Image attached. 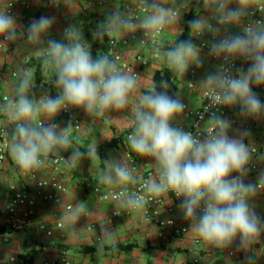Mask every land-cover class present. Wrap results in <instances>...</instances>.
I'll use <instances>...</instances> for the list:
<instances>
[{
    "label": "clouds",
    "instance_id": "obj_1",
    "mask_svg": "<svg viewBox=\"0 0 264 264\" xmlns=\"http://www.w3.org/2000/svg\"><path fill=\"white\" fill-rule=\"evenodd\" d=\"M34 3L63 5L74 15L80 6V0ZM10 5H0V45H15L16 55L26 51L24 65L34 57L40 71L51 76L47 84L56 90L55 97L45 92L37 98L32 91L36 67L24 66L17 73L11 98L0 99L3 134L17 170L34 175L58 159L68 167H78L83 160L101 162L96 168L98 183L118 190L115 215L144 210L146 195L158 202L172 193L182 198L180 210L190 224L186 232L218 252L235 245L236 251L245 253L246 264H254L248 253L261 243L264 219L253 202L264 193V172L256 183H245V179L254 158L264 162V153L257 154L246 143L249 129L234 130L232 121L218 113L221 108L238 106L240 118L264 119V102L253 91L264 87V0H128L124 7L109 9L91 31L92 39L101 43L105 38L123 41L131 36L135 40L136 33H142L135 46L152 42L156 59L181 77L190 67L204 64L202 49L192 38L210 35L208 55L221 63L197 84L205 90L208 119L206 130L197 126L195 132L180 126L187 106L179 93L168 94L167 81L161 80L160 90L154 81L145 85L140 75L122 70L109 50L93 57L91 44L75 24L64 29L62 40L52 38L54 16L35 18L25 29L8 11ZM194 5L196 17L187 21L190 38L178 40L184 14ZM257 13L261 19H256ZM233 27L239 31H230ZM166 32L175 33L176 39L169 42ZM237 60L247 62V68H237ZM72 109L96 118L130 109L132 132L127 143L138 157L151 163L152 179L137 187L134 162L130 165L124 156L102 161L98 143L83 151L75 146L78 141L71 132L77 126L71 121L63 127L54 122L59 113ZM233 131L236 134L230 135ZM84 205L76 204L61 218V229L75 233L74 225L89 214ZM100 231L104 242H115V232L107 225L101 223Z\"/></svg>",
    "mask_w": 264,
    "mask_h": 264
},
{
    "label": "crops",
    "instance_id": "obj_2",
    "mask_svg": "<svg viewBox=\"0 0 264 264\" xmlns=\"http://www.w3.org/2000/svg\"><path fill=\"white\" fill-rule=\"evenodd\" d=\"M30 6L27 12L18 10L15 14L18 24L27 28L31 20L39 18L40 16H54L55 24L51 30V36L54 39L62 40L64 29L69 25H77L82 28L86 39H92L91 31L96 27L97 23L104 19L105 13L111 8H120L125 0H80V6L77 13L74 15L63 5L56 8L51 5H40L34 3V0H26ZM6 0H0V5H5ZM196 14L195 5L188 12ZM41 12L39 17L31 16L32 13ZM187 12V13H188ZM28 13L30 16H26ZM186 13V14H187ZM185 14V15H186ZM203 14V13H202ZM184 15V16H185ZM185 20L181 22L180 27H184ZM230 31L237 32L238 28H230ZM169 42L176 39L175 33H164ZM206 34L204 37H207ZM190 38V37H189ZM196 44V38H192ZM93 40V39H92ZM66 43V41H65ZM15 45H0V89H5L8 94L14 90L18 79L17 73L24 66L37 67L38 62L32 57V61L28 65H24L23 57L27 54L22 51L15 54ZM97 50L105 52L104 48L98 47ZM138 51V47L131 45L130 48L124 51V58L131 60L132 56ZM209 49H202L201 56L204 60L202 68L190 67L187 73L181 77L178 75L175 80L177 87L176 95L179 93L180 99L186 104L189 111L195 112L202 104V95L204 89L198 87L205 74L214 72L217 68V62L208 55ZM141 52L145 58L149 60V65L140 73V79L148 85L152 82V74L166 63L154 59L152 57V47L148 46L142 49ZM241 63L242 60H237ZM15 73L13 77L11 74ZM193 72L194 78L191 79L190 73ZM45 75V74H44ZM190 82L192 87H189ZM11 87V88H10ZM146 90V89H141ZM255 91L262 102H264V87H254ZM81 120V137L73 139L78 141V147L87 148L88 146L104 141L110 140L114 135L119 134L124 129L130 127L131 111L125 110L123 113L106 114L103 118L85 117L83 110L72 109ZM229 116L236 119L232 123V128L249 129L250 137L246 142H257L264 139V119L245 120L240 118L237 113L239 107L227 108ZM60 116V113L57 117ZM192 124V116H184L181 120L180 126L185 130L189 129ZM203 128L207 127V121L202 124ZM75 134V132H71ZM235 131L230 132V135H235ZM87 143V146H85ZM75 145V146H76ZM264 153V149L261 151ZM70 155V154H69ZM128 152L125 146H119L116 150L107 153L108 159H119L122 156L128 161ZM136 161V160H135ZM262 164L264 162L260 161ZM138 164V172L134 174L140 179L142 173L146 170H152L151 163L139 157L136 161ZM99 167L98 162L90 164V161L83 160L81 164L74 169L73 167L66 168L62 176V181L66 186V192L62 195V204L52 205L39 203L36 207L35 216L30 225L22 232L15 233L0 224V253L4 259L1 264H24L20 256L26 255L32 249H39V253L35 257L33 264H44L45 261L54 259L59 250H65L74 264H194L193 259L199 258L205 264H235L237 257L245 261V253L243 251H236V246L226 249L223 252L210 249L206 247L203 242L195 244V237L192 233H186L182 236L162 240L158 237V228L153 222L146 221L143 217L142 210L131 213L128 216L120 214V216L112 219L109 223L108 219L114 209V204L111 202L100 203L96 201L93 193V188L101 186L108 188L98 183V174L96 168ZM257 177L251 174L245 179V183H256ZM9 183H18L21 185H28L29 182L21 179L17 171H14L10 165H5L0 170V202L3 200V192L6 185ZM163 207L160 215L165 217L166 208L172 209V215L177 220L178 225L186 226L190 230V224L183 218L180 210L181 199L173 197L168 194L162 197ZM83 203L88 209V215L82 216L80 220L74 225L75 233L66 231L65 229L55 230L51 237H46L38 230L40 223L53 225L55 221L61 220L65 215H68L76 204ZM255 210L264 219V193H260L254 200ZM70 204L71 211H65L64 205ZM124 211V210H123ZM122 211V212H123ZM98 223L107 225L110 230L115 232V242H104L101 235L87 230L90 223ZM97 237H100V242H97ZM4 239H6L4 241ZM238 243V241H237ZM120 244H134L135 247L129 254L111 255L109 251L104 250L106 246H116ZM82 247H91L89 254L84 255L80 249ZM103 248L102 251L97 252V249ZM229 251L235 252L230 256ZM253 256L254 264H264V235L261 236V243L255 246L254 252L248 253ZM10 257L15 260L8 261ZM246 262V261H245Z\"/></svg>",
    "mask_w": 264,
    "mask_h": 264
},
{
    "label": "built area",
    "instance_id": "obj_3",
    "mask_svg": "<svg viewBox=\"0 0 264 264\" xmlns=\"http://www.w3.org/2000/svg\"><path fill=\"white\" fill-rule=\"evenodd\" d=\"M119 1V0H114ZM11 2V5L8 11L15 16L18 10L27 12L30 8L28 2L26 0H6L5 5ZM128 0H125L122 3L121 7L126 6ZM186 14V13H185ZM184 14V15H185ZM259 13L256 15V19H261ZM142 38V33H136V39L134 40L131 36L125 37L122 41L120 38H114L112 40L107 41L106 50L110 51V56L113 59H116L122 68V70L127 72H135L140 75L141 71L149 65V60L145 58L144 54L141 52L142 49H145L148 46L152 47V57L156 59V54L153 51V44L149 42L144 46L136 45L138 47V51L132 56L131 60L124 58L123 53L125 50L131 47V45H135L136 42ZM212 38L210 35L207 37H202L197 39L196 44L201 47V49H207V41H210ZM213 58V57H212ZM217 66L221 63V61L216 60ZM236 67L247 68L248 63L245 61L235 62ZM13 77L16 74L13 72L11 74ZM191 79L194 78L193 72L190 73ZM189 87H192V83L190 82ZM205 92V91H204ZM12 95L7 94L3 95L0 99L4 97L11 98ZM208 101L204 97V93L202 95V104L195 111H189L187 108L185 110L186 116H192V124L188 131L195 132L196 127H200V131L206 130V128L202 127V124L207 121L208 113L204 112V106L207 105ZM67 114V122L65 124H59L61 127L65 126L69 121L73 123L74 127L72 129L73 132H79L81 129V120L79 116L72 112L62 111L61 114ZM218 114H222L225 118L232 121V123L236 122L234 117H230L227 111V108H221ZM249 120V119H247ZM58 124V123H57ZM4 122L3 118L0 117V170L5 165H10L14 171H17L21 176V179H24L29 182L28 185H21L18 183H9L4 188L3 192V200L0 202V224L9 229L12 232L20 233L24 231L32 222L36 207L39 203L44 204H52V205H60L62 204V195L66 192V186L62 181L63 173L65 172L67 165L65 164L63 159H58L53 161L48 167L41 169L38 173L33 174H21L15 165L14 160L12 159L8 147L7 141L4 136ZM248 143V142H246ZM253 150L260 154L264 149V139H261L257 142H252ZM128 162L130 165H133L136 168V172H138V164L136 161L128 154ZM66 158V157H65ZM262 172H264V164H262L259 160L254 158L253 164L251 165V174L253 177H258ZM152 170H146L142 173L139 183L137 187H140L146 184L153 177ZM135 190V189H134ZM93 193L96 197V201L100 203L111 202L114 203V199L118 194V190L103 188L101 186H96L93 188ZM144 194V193H141ZM174 197V194L169 193ZM147 201V206L144 210H142L143 217L146 221L153 222L158 228V237L162 240H168L170 238H175L178 236H182L186 234V226L178 225L177 220L172 215V209L166 208V216L162 217L160 215L161 209L163 207V199L159 198L158 202H152V198L150 196H145ZM65 211H71L72 206L70 204L64 205ZM115 211L112 212L111 218L107 220V222H111L112 219L120 216L115 215ZM133 212H128L124 210L121 214L128 216ZM62 222L57 220L53 225H47L45 223H40L38 225V230L43 233L46 237H51L55 230H61ZM87 230L90 232H94L96 234L100 233V224L98 223H90L87 227ZM6 239H4L5 241ZM97 242H100V237H97ZM195 244H200L199 239H195ZM235 252L229 251V255H234ZM15 259L10 257L8 261L13 262ZM4 259L0 253V264L3 263ZM194 264H205L201 262L199 258L193 259ZM44 264H74L70 259L68 253L65 250H59L57 252V256L54 259L47 260ZM235 264H246L245 261L238 258L236 259Z\"/></svg>",
    "mask_w": 264,
    "mask_h": 264
},
{
    "label": "trees",
    "instance_id": "obj_4",
    "mask_svg": "<svg viewBox=\"0 0 264 264\" xmlns=\"http://www.w3.org/2000/svg\"><path fill=\"white\" fill-rule=\"evenodd\" d=\"M26 16H30L28 15V13H25ZM41 15V12H35L32 13L31 16L33 17H39ZM196 17V14L192 11L188 12L185 16H184V20H185V24L183 27V33L182 35H180L178 37V40H187L189 39V28H188V24L187 21L194 19ZM107 43V38H105V41L103 43L96 41V40H92L90 39V44H91V50H92V55L93 57L96 56L98 50V47L104 48V46H106ZM100 51V50H99ZM178 75L171 72L167 65L162 66L161 68H159L158 70H155L152 74V82L154 81L157 86H158V90L159 89V84L161 82V80L167 81L169 84V89H168V94L170 96L175 97L176 96V92H177V87L175 84V80L177 79ZM35 79V83H36V87L32 90L33 93L35 94V96L39 97L40 95H42L43 93V85L45 82V76L44 73L40 71L39 68V64L36 67V73L34 76ZM51 79V76H50ZM15 89V88H14ZM144 91V90H143ZM51 96L55 97L56 95V91L55 92H50L49 93ZM55 123L58 124H65L67 122V114H61L59 117H56L54 120ZM132 132V128L131 126L127 129H124L122 132H120L117 135H114L110 140L104 141L101 144L98 145V154L99 157L101 158V160H107V153L109 151L112 150H116L119 146H125L127 149L128 154L134 159V160H139V157L136 155V153H134L131 148L128 146L127 143V136L129 134H131ZM75 141V140H74ZM78 145V144H77ZM76 145V146H77ZM85 146H87V143H85ZM70 154V152L68 153H64L63 155L65 157H67ZM99 166L101 165V162H98ZM135 247L134 244H120V245H116V246H106L104 247V250L109 251L111 255H117L120 253L123 254H129L132 249ZM80 251L84 254L87 255L90 253L91 251V247H82L80 249ZM39 253V249H32L31 251H29L26 255H22L20 256V259H22L24 261V264H33V261L35 259V257L37 256V254Z\"/></svg>",
    "mask_w": 264,
    "mask_h": 264
},
{
    "label": "rangeland",
    "instance_id": "obj_5",
    "mask_svg": "<svg viewBox=\"0 0 264 264\" xmlns=\"http://www.w3.org/2000/svg\"><path fill=\"white\" fill-rule=\"evenodd\" d=\"M88 40V39H87ZM88 42L90 43V40H88ZM45 76V82H44V85H43V87H42V89H43V93L42 94H44L45 92H48V93H50V92H55L56 90H55V88L52 86V85H50V84H47V83H50L51 82V79H50V75H44ZM11 88V87H10ZM13 91L14 90H11V93H9L10 95H13ZM8 94V91L7 90H5L4 88L3 89H0V98L3 96V95H7ZM34 94V93H33ZM35 95V94H34ZM37 97V96H36ZM38 98V97H37ZM76 111H77V109H76ZM87 115H85V117H86ZM82 125V124H81ZM80 131H81V129H80ZM75 132V134H71L72 135V138L73 139H76V138H79V137H81V132ZM74 169H76V167H73Z\"/></svg>",
    "mask_w": 264,
    "mask_h": 264
}]
</instances>
